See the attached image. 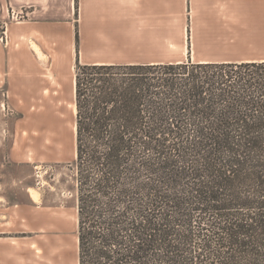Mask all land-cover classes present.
<instances>
[{"label":"trees","instance_id":"16d2710c","mask_svg":"<svg viewBox=\"0 0 264 264\" xmlns=\"http://www.w3.org/2000/svg\"><path fill=\"white\" fill-rule=\"evenodd\" d=\"M73 80L77 264H264V62Z\"/></svg>","mask_w":264,"mask_h":264},{"label":"crops","instance_id":"0c3cea01","mask_svg":"<svg viewBox=\"0 0 264 264\" xmlns=\"http://www.w3.org/2000/svg\"><path fill=\"white\" fill-rule=\"evenodd\" d=\"M75 5L0 0V97L21 118L55 84L43 72L68 78L77 54L81 65L264 62V0H77V15ZM9 226L0 222V264H12L15 241L25 262L24 225L20 234ZM35 255L29 261L41 264Z\"/></svg>","mask_w":264,"mask_h":264},{"label":"rangeland","instance_id":"374dc122","mask_svg":"<svg viewBox=\"0 0 264 264\" xmlns=\"http://www.w3.org/2000/svg\"><path fill=\"white\" fill-rule=\"evenodd\" d=\"M3 30L0 37L4 38ZM43 73L55 84L48 83L45 96H32L31 113L26 118L9 110L0 97V222L8 223L9 231L16 234H20L18 223L24 225L19 237L26 254L21 264H33L29 259L36 256V245L45 258L41 264H75V115L70 98L74 72L68 71V78L63 79H57L56 71ZM30 189L38 193L37 202L31 200ZM13 244L15 256L20 257L18 242Z\"/></svg>","mask_w":264,"mask_h":264},{"label":"bare ground","instance_id":"6f19581e","mask_svg":"<svg viewBox=\"0 0 264 264\" xmlns=\"http://www.w3.org/2000/svg\"><path fill=\"white\" fill-rule=\"evenodd\" d=\"M72 91H73V86H72ZM75 112H76V110H75V106H74V102L72 103V113H73V115H75ZM72 131H73V134H74V131H75V127H74V125L72 126ZM29 195H30V198H31V200L33 201V202H37L38 201V193L35 191V190H32V189H30L29 190ZM75 213H76V210L74 209V225L76 226L77 225V221H76V216H75ZM74 252H75V255H76V257H75V261H74V263L75 264H77V238L76 237H74ZM34 247V245H32L31 246V248H33ZM40 251L39 250H36L35 251V253H39ZM13 260H15V262H16V264H21V261H20V258H13Z\"/></svg>","mask_w":264,"mask_h":264},{"label":"built area","instance_id":"2783aa9c","mask_svg":"<svg viewBox=\"0 0 264 264\" xmlns=\"http://www.w3.org/2000/svg\"><path fill=\"white\" fill-rule=\"evenodd\" d=\"M3 36H4V39H5V32H3ZM3 39V37H0V40Z\"/></svg>","mask_w":264,"mask_h":264}]
</instances>
